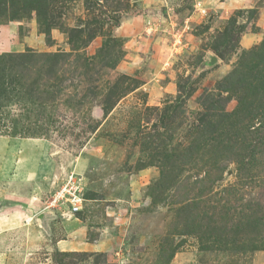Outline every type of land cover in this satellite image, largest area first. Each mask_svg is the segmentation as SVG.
Masks as SVG:
<instances>
[{
	"label": "rangeland",
	"instance_id": "1",
	"mask_svg": "<svg viewBox=\"0 0 264 264\" xmlns=\"http://www.w3.org/2000/svg\"><path fill=\"white\" fill-rule=\"evenodd\" d=\"M0 264H264V0H0Z\"/></svg>",
	"mask_w": 264,
	"mask_h": 264
},
{
	"label": "trees",
	"instance_id": "2",
	"mask_svg": "<svg viewBox=\"0 0 264 264\" xmlns=\"http://www.w3.org/2000/svg\"><path fill=\"white\" fill-rule=\"evenodd\" d=\"M12 1H15V2H16L17 0H12ZM22 1H24V0H18V2H20V3H21ZM30 10H32V11H34V12H35V11H36V12H39V11H38L39 9H35V10H34V9L31 8Z\"/></svg>",
	"mask_w": 264,
	"mask_h": 264
}]
</instances>
